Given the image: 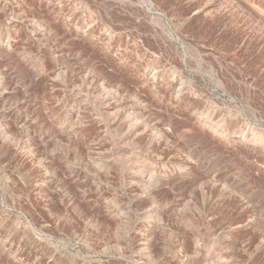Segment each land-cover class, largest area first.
<instances>
[{
    "label": "rangeland",
    "instance_id": "374dc122",
    "mask_svg": "<svg viewBox=\"0 0 264 264\" xmlns=\"http://www.w3.org/2000/svg\"><path fill=\"white\" fill-rule=\"evenodd\" d=\"M0 264H264V0H0Z\"/></svg>",
    "mask_w": 264,
    "mask_h": 264
},
{
    "label": "water",
    "instance_id": "95a60500",
    "mask_svg": "<svg viewBox=\"0 0 264 264\" xmlns=\"http://www.w3.org/2000/svg\"><path fill=\"white\" fill-rule=\"evenodd\" d=\"M157 19H158V21H160V19H159V18H157ZM162 25H163V26H165L163 23H162Z\"/></svg>",
    "mask_w": 264,
    "mask_h": 264
}]
</instances>
